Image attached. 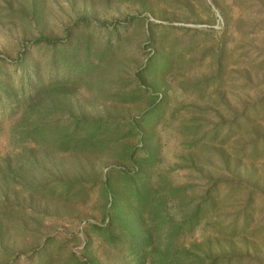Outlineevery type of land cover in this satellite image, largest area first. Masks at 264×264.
<instances>
[{"label":"rangeland","instance_id":"rangeland-1","mask_svg":"<svg viewBox=\"0 0 264 264\" xmlns=\"http://www.w3.org/2000/svg\"><path fill=\"white\" fill-rule=\"evenodd\" d=\"M82 17L89 27L72 26ZM67 26L71 40L90 39L81 81L67 97L43 95L33 107L40 112L0 107V258L28 254L45 237L54 242L44 262L64 264L70 251L82 252L85 227L103 224L104 199L98 182L75 196L61 192L60 180L92 183L110 169H132L120 158L128 146L144 152L139 132L131 135L135 118L156 151L145 172L158 201L167 186L182 188L169 202L177 220L201 204L199 222L176 233L173 245L232 259L221 264H264V0H0V55L11 59L24 39L60 37ZM61 49H30L44 81L78 80L60 69ZM62 107L121 125L90 132L100 147L62 152L52 142L57 130L31 133L47 108ZM169 227L154 228L157 248L169 245ZM125 242L94 237L90 251L100 264H132ZM145 264L161 263L146 255Z\"/></svg>","mask_w":264,"mask_h":264},{"label":"trees","instance_id":"trees-1","mask_svg":"<svg viewBox=\"0 0 264 264\" xmlns=\"http://www.w3.org/2000/svg\"><path fill=\"white\" fill-rule=\"evenodd\" d=\"M132 18L134 17H128V19ZM79 25L87 28L90 26V20L87 17H82L72 24L74 27ZM72 26H67V29L65 28L64 30V35L60 37L39 33L33 38L24 39L16 55L11 59L0 55V107L2 110L7 109L10 112L22 105L25 116L29 113V110L40 112L42 111L41 107L38 110H34L33 107L38 102L42 103L41 98L43 95L56 92L61 97H67L65 93L68 92V87L73 86L75 82L79 83L81 81L84 69L88 68L89 59L92 57L89 49L90 39L82 35L79 38L72 39V41L70 33ZM114 30L116 29L112 28L107 31L111 33ZM72 44H74V49L71 51L65 49ZM81 46L85 48L83 56L79 54ZM58 47L63 48L58 52V55H61L60 59H58L60 69L74 73L78 80L63 78L44 81L42 79L40 67L30 58V49L44 48L46 50H54L55 48L58 49ZM97 57L100 58L99 55ZM54 64V60L51 61V68ZM148 66H144L143 69H147ZM137 87V90L140 91V86ZM5 103L7 105H4ZM56 109H58L59 118L52 120L51 116ZM52 110L53 112H51ZM67 110L65 107H62V109L47 108L45 110L46 114L44 113L42 118L35 123L31 131L34 138L38 135L43 137L45 136L44 134L53 136V131L57 130L56 137L52 138V142L58 145L62 152L73 150L75 147L95 148L100 147L103 140L100 139L101 136L98 134L96 136H93L94 134L91 135V131L104 133L108 128L109 132L112 129H118L121 125L119 122H114V124L104 126L101 123L103 118H91L84 115L81 111L74 114L71 113L72 111L67 112ZM132 121V125L136 124L133 128L136 130H133L131 135H135L136 131H138L139 140L142 143L140 146H144V152L141 156L134 151L136 145L126 147L122 152L120 159L128 160L132 165V169H110L102 175V178L100 175L98 180L97 176L92 178V183L77 179L71 181L60 180V182H63L61 192L66 195L74 190L75 196L83 191L87 184H92L91 187H94L96 182H98L99 192L104 199L105 208L102 225L92 224L89 227H85V240L83 241L81 255L70 251L69 257L65 259L64 264H100L97 257L92 255L90 251L94 237L102 238L108 246L126 241L128 249L136 257L135 262L132 264H145L146 255H150L152 262L161 264H221L223 262H231L232 259L223 260L218 256L209 257L197 254L182 244L173 245L176 233H180L184 227H192L199 222L201 204H198L191 214L183 215L181 220H177V211H172L174 207L173 204L169 205V202L177 199L182 188L167 186V188L162 190L164 196L158 201L156 194L160 195V193L158 190L154 192L153 185L149 183V175L145 172V168L147 169L156 161V151L155 148L149 147L147 144L146 146L144 145L146 143L145 140H148V138H145L138 129L139 120L133 118ZM47 141L49 142V140ZM53 183H58V179H55ZM118 184L119 188L116 187ZM120 185H122L121 188ZM91 189L89 188V190ZM251 192L253 193V191ZM248 204L249 202L246 205L247 208L250 207ZM5 207L7 208V206ZM144 210H147L148 216H145ZM164 224H172L173 227H169V234L166 238L169 245L159 249L153 245L154 228H162ZM53 242L51 237H45L42 244L33 248L28 254L15 252L10 261L5 257H1L0 264H51L48 260L42 261L40 257L41 254L46 253L47 246ZM64 243L65 241L58 243L57 247L63 246Z\"/></svg>","mask_w":264,"mask_h":264}]
</instances>
